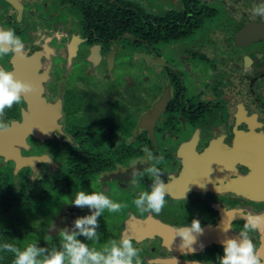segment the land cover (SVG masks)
Returning <instances> with one entry per match:
<instances>
[{
    "label": "flooded vegetation",
    "instance_id": "af4514ba",
    "mask_svg": "<svg viewBox=\"0 0 264 264\" xmlns=\"http://www.w3.org/2000/svg\"><path fill=\"white\" fill-rule=\"evenodd\" d=\"M260 4L0 0V28L24 43L0 66L35 85L0 130V244L58 248L63 228L90 214L71 199L94 182L128 207L99 217L90 247L128 235L143 264H215L248 213L264 216ZM145 146L165 156L159 215L133 204L150 190L131 174L148 166ZM194 218L204 233L183 253L175 229ZM250 237L264 251V228ZM13 259L0 251V264Z\"/></svg>",
    "mask_w": 264,
    "mask_h": 264
},
{
    "label": "clouds",
    "instance_id": "9594fccd",
    "mask_svg": "<svg viewBox=\"0 0 264 264\" xmlns=\"http://www.w3.org/2000/svg\"><path fill=\"white\" fill-rule=\"evenodd\" d=\"M252 12L264 18V4L254 6ZM23 48L21 37L16 35L13 29L0 28V58L9 53L21 52ZM34 90L35 85L32 82L17 78L14 72L0 66V130L9 129V123L4 121L6 109L20 104L26 95ZM143 151L146 160L140 165L148 166L142 170L133 166L131 174L140 177L146 174L151 180L150 190L140 191L133 204L142 215L145 213L159 215L167 204L166 196L169 194L168 184L162 179L164 169L161 165L165 162V156L154 155L146 146ZM70 204L80 209L87 208L90 214L76 217L72 226L63 228L58 248L38 246L35 243L20 248L12 243H3L0 244V251L13 254L12 264H143L140 257L141 249L134 246L133 238L128 235H123L118 240L110 239L100 250L90 247L85 242L99 239V217L105 211L119 213L128 207L127 204L114 202L103 192L88 193L84 190L76 191ZM244 221L238 236L222 240L223 255H217L215 264H264V251L258 248L250 237V233L264 228V216L248 213ZM229 229L230 227L225 226L222 231L227 233ZM203 233L201 221L194 218L188 226L175 229L173 241L179 237L178 249L183 253H194L196 251L194 245ZM81 236L84 240L79 239ZM200 247H203L202 243Z\"/></svg>",
    "mask_w": 264,
    "mask_h": 264
},
{
    "label": "rangeland",
    "instance_id": "374dc122",
    "mask_svg": "<svg viewBox=\"0 0 264 264\" xmlns=\"http://www.w3.org/2000/svg\"><path fill=\"white\" fill-rule=\"evenodd\" d=\"M92 186H94L96 190H93V188H91L89 185H88V186H83L82 189H83L84 191H86V192H90V193H91L92 191H98V192H103V193H105L106 195H108L107 192L104 191V187H101V186H99L98 184H96V183H94V182L92 183ZM51 210H54V208L52 207ZM136 212H137V211H136ZM81 240H84V237L81 236Z\"/></svg>",
    "mask_w": 264,
    "mask_h": 264
}]
</instances>
